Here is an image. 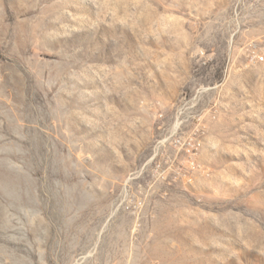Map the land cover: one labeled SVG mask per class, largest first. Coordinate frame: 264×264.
<instances>
[{
	"label": "rangeland",
	"instance_id": "rangeland-1",
	"mask_svg": "<svg viewBox=\"0 0 264 264\" xmlns=\"http://www.w3.org/2000/svg\"><path fill=\"white\" fill-rule=\"evenodd\" d=\"M263 49L264 0H0V264H264Z\"/></svg>",
	"mask_w": 264,
	"mask_h": 264
},
{
	"label": "built area",
	"instance_id": "built-area-1",
	"mask_svg": "<svg viewBox=\"0 0 264 264\" xmlns=\"http://www.w3.org/2000/svg\"><path fill=\"white\" fill-rule=\"evenodd\" d=\"M250 58H254L257 63L264 64V49L259 53L251 54Z\"/></svg>",
	"mask_w": 264,
	"mask_h": 264
}]
</instances>
